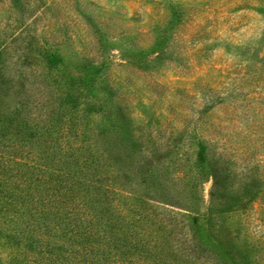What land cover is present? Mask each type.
Listing matches in <instances>:
<instances>
[{
    "label": "rangeland",
    "instance_id": "obj_1",
    "mask_svg": "<svg viewBox=\"0 0 264 264\" xmlns=\"http://www.w3.org/2000/svg\"><path fill=\"white\" fill-rule=\"evenodd\" d=\"M0 264H264V0H0Z\"/></svg>",
    "mask_w": 264,
    "mask_h": 264
},
{
    "label": "trees",
    "instance_id": "obj_2",
    "mask_svg": "<svg viewBox=\"0 0 264 264\" xmlns=\"http://www.w3.org/2000/svg\"><path fill=\"white\" fill-rule=\"evenodd\" d=\"M173 18L171 19V23L172 25H175L177 23V21L180 20V17L178 15V13L176 11H173ZM49 59V63L51 65H55L56 64V55L55 54H51L48 56ZM208 148L209 145L206 141L204 140H198L197 142V150H196V156L193 162V168L194 170L197 171V174H199L201 176V178L203 179H207L210 175L209 172L216 171V168H218V164H215L214 160H208ZM213 163V164H212ZM244 205H247V199L244 198ZM236 202V201H235ZM243 207V206H242ZM137 210V209H136ZM191 213H193L191 211ZM139 214H142V212H139ZM199 214H195V216L190 217L192 223L196 224L198 223V221H200L203 218H199L198 217ZM122 220L127 224V222L125 221V218H122ZM88 231V230H87ZM92 228L91 230L88 231V236L89 238H91L93 236L92 234Z\"/></svg>",
    "mask_w": 264,
    "mask_h": 264
}]
</instances>
